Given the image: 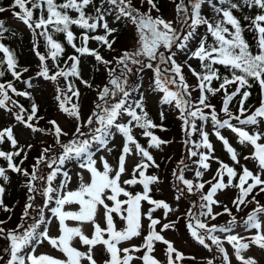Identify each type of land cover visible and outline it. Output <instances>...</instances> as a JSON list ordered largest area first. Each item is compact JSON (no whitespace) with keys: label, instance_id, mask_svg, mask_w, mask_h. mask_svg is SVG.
I'll list each match as a JSON object with an SVG mask.
<instances>
[{"label":"snow or ice","instance_id":"1","mask_svg":"<svg viewBox=\"0 0 264 264\" xmlns=\"http://www.w3.org/2000/svg\"><path fill=\"white\" fill-rule=\"evenodd\" d=\"M105 2L118 11L117 19L123 17L130 20L137 31L136 48L124 50L122 55L114 57L115 66L113 61L105 60L96 50L86 46L89 39L87 31L81 36L82 46L78 47L74 43L75 37L70 30L71 25L95 30L98 21L104 20L103 11L100 8H96V18L86 14L85 9L93 3V0H64L60 4H57L56 0H12L8 9L0 7V13L11 10L13 15L33 32L34 36L44 37L48 53L44 55L36 51L41 62L40 71L36 75L51 81H57L59 77H63L67 81L66 90L57 87L56 100L59 102L60 111L77 121L75 130L71 134L64 131L55 120L48 121L49 129L38 127L37 122L44 119L38 115V105L33 103L31 111L28 112L23 105L12 100L9 95L11 92L17 96L27 97L30 93L18 91L10 81L0 82V108L11 112L17 122L33 132L50 133L54 137V143L42 149L29 171L23 167L27 160V153L18 144L12 128L0 131V143H3L6 137L14 149L10 152L0 150V158L7 161V168L0 166V180L5 183L8 181V170L27 178L26 187L29 196L21 220H32L27 228L23 224H18L17 228L12 230L0 227V234L9 241L8 247L4 249V253L9 257L7 264H85V262L98 264L94 258V249L97 246H103L108 254L104 264H132L134 259L141 260L142 264H160L153 255L156 242L166 245L167 264H178L185 259L173 243L162 235L166 230L175 229L176 223H163L161 219L153 215L161 209L166 218L172 208L168 202L152 197L151 186L159 183V178L156 175L146 174L152 167L159 168L149 149H159L167 141L160 139L151 131L157 127L164 129L162 125H156L149 118L145 109L144 95L140 94L138 98L134 96L140 86L131 78L145 70H151L153 73V91L163 93L160 102L169 105L174 103L179 110V118L183 122L187 152L185 158L180 161L178 169L173 170V176L180 181V184L176 185L178 194L175 200L177 202L187 198L189 194L200 193L198 201H192V206L186 212V229L190 236L209 252H213L215 247V252L220 254L222 264H230L229 255L223 246L225 240L232 245L236 258L241 264H257L254 258L245 257L242 252L249 249L251 245L264 249V224L259 219L260 214H264V205L256 201L257 207L243 220L246 229L256 230L253 235L246 238L232 234L233 225L237 223V219L227 206L223 207V213L214 212V207L221 203L214 197L219 191L229 187L238 189L239 195L233 200V204L239 211L241 205L246 203V198L256 189L264 193V142H261L264 141V131L250 132L245 127H241L251 125L258 129L264 121V99L254 111L248 114L249 110L245 107V101L251 93L247 90L242 91L251 87L250 81H255L259 84L261 95L264 96V0H251L248 5V7L261 9V14L243 18L245 21H251V27L257 33L258 50L255 53L251 51L249 43L244 38L241 20L234 15L238 2L217 7L218 18L214 22L201 13L202 5L211 3L212 0H180L176 4V21L166 20L162 16L153 17L151 12L159 11L154 0H145L149 6L145 13H141L131 0H105ZM29 4L31 7H28ZM45 6L46 18L42 11ZM17 8L20 11H16ZM38 9L41 10V15L36 19L34 11ZM69 10L78 13V16L71 17ZM201 26L206 28L213 42L208 43L207 38H202L193 51L191 41L196 37ZM103 27L108 35L115 31L109 28L107 22L103 24ZM49 28L52 32L64 33L68 44L79 54V56L68 57L71 61L68 69L59 68L58 58L64 53V48L53 38ZM37 30L40 31L37 32ZM4 31H6L4 22L0 20V33ZM93 38L102 41L109 49L115 43V41L109 42L106 36ZM36 48L37 45L34 43V50ZM0 52H3L5 57L3 61H0V65L6 64V71L19 80L28 69H18L13 53L3 43H0ZM188 52H191L188 60L194 57L200 61L202 72L193 68L188 60H184L183 63L178 61V54ZM85 54L94 56L97 62L106 66L108 72V81L98 89L97 102L94 103L93 110L87 119L82 117L78 103L71 104V107L67 106L73 97L78 99L80 95L69 77L79 79L87 87L92 86L83 79L79 71L80 56ZM48 59H51L57 68L51 74L47 65ZM217 65L229 70L231 75L221 76ZM185 67L197 80L195 89L186 80L183 71ZM4 76L5 69L0 67V77ZM214 81L219 82L218 87L213 86ZM25 83L31 87V78ZM230 85H236L235 91H228ZM193 90L199 92L196 99L192 97ZM221 92L224 93V97L220 111L225 114L226 119L219 118L216 106L211 103V97ZM68 93H71V96ZM237 95L242 97L239 102V114L233 113L229 108L230 102ZM15 108L19 111L14 112ZM125 117H127L126 122ZM161 119H163V113H161ZM197 121L202 123L198 126ZM208 121H211L213 134L222 142L234 165H240L239 154L229 140L222 135L221 130L230 129L237 135L239 144H250L253 147L251 155L243 158L246 161H255L259 168L258 173H254L246 166H242L241 171L237 172L236 167L214 156V145L210 142L209 133L203 128ZM233 121H237L239 126ZM137 128L143 129L142 135L149 138L148 148L142 146L136 139L133 130ZM117 133L123 137L124 141L118 164L113 168L104 156H100L99 161L103 166L100 170L95 158L96 153L103 150L112 152L113 149L109 145ZM195 133H199L201 138L199 142L191 139ZM27 147L31 149L32 145L29 144ZM133 149L141 159L132 169V177L124 180L123 184L142 185L143 191L135 193L128 191L120 183L122 174L127 170L126 157L133 153ZM200 149L206 151H200ZM21 155L24 158L17 164L15 159ZM189 157H198L192 160L195 166L193 179L185 177V171L188 170L185 160ZM212 160L219 165L216 175L211 180L204 181L202 178L205 171L210 168ZM73 162L81 170L90 174V181L84 182L81 173H77L80 180L78 188L65 191L72 179L66 168ZM237 176L239 182L234 183V178ZM58 177L63 179L54 186L53 182ZM41 184L44 185L42 189L39 186ZM206 185L208 188L205 192L203 190ZM5 190L4 185L0 184V209L10 211L2 198ZM37 195L43 198L42 206L35 203ZM121 195L126 199H120ZM252 199L255 201V196ZM145 201L150 205L146 213L142 209V202ZM73 204L79 206L77 211L65 210L66 205ZM101 210L106 227H102L97 222ZM48 213L51 215L49 216ZM114 214L125 222V228L117 229ZM222 214H227L232 219L221 225L210 223ZM145 216L149 223L147 235L143 237V244L133 248H118L117 245L121 241H128L143 234L142 221ZM53 218L59 225V235L56 237L49 235L47 227ZM67 221H75L80 225L90 223L93 225V231L90 235H86L81 227H70ZM3 223L0 221V225ZM217 233H223L224 239L222 240ZM76 239L87 247L86 252L73 246V241ZM43 241H48L54 249L63 253L65 258L61 259L48 254L36 255V246ZM29 248L31 251H26ZM141 251H143L142 256L132 254ZM2 259L3 257H0V260ZM190 259L195 258L190 257ZM207 264H215V254L213 258L207 260Z\"/></svg>","mask_w":264,"mask_h":264},{"label":"rangeland","instance_id":"2","mask_svg":"<svg viewBox=\"0 0 264 264\" xmlns=\"http://www.w3.org/2000/svg\"><path fill=\"white\" fill-rule=\"evenodd\" d=\"M180 0H174V3L171 2L169 3L168 9L161 14H158L155 10L151 12V15L153 17L156 16H162L166 20L170 21H176L177 19V13H176V4H178ZM131 3L139 9L141 13H145L148 11V5L141 1V0H131ZM209 6V3H205L202 5V9H205L206 7ZM20 11V10H19ZM2 20H7L11 19L15 21L17 24H21L20 20H18L13 13H10L1 17ZM17 19V20H16ZM129 25L130 28H128L129 31H126L124 34L118 37L115 43H113L112 48L109 49L107 56L104 58L105 60L113 61V66H115V61L114 57H119L122 55L124 50H133L137 46V31L135 26L131 23L130 20L124 18ZM23 23V22H22ZM22 25V24H21ZM25 25V24H24ZM25 29L28 32H33L25 25ZM34 35V34H33ZM34 38V37H33ZM192 42V41H191ZM38 49L36 48L35 52ZM178 61L183 63L184 60H186L185 54L181 53L178 54L177 57ZM40 60L38 61V69L36 73L34 72L30 73V77L35 78L34 75L37 74L38 71H40ZM47 65L50 69V74L51 72H55V68L53 67L52 64L47 62ZM104 66L105 73L103 71V77H102V82L93 89L91 92V102L85 104V105H79L80 108V113L84 119H87V117L91 114L94 103L97 102V96H98V89L102 88L104 84L107 83L108 81V72L106 70V66L102 64V67ZM103 70V69H102ZM186 80L190 86H192L193 89L196 87V80L194 76L191 75V73L188 71V69L185 67L183 69ZM43 78V77H42ZM136 84L141 86V89L138 88L137 91L134 93V96L138 98L140 94L145 95V100L146 102L157 108L158 113L160 111L164 113H169L172 116H175L176 121H177V131H175L176 134H174V131H171L170 133H167L166 127L162 126L164 130H161L160 127L151 129V131L160 139L167 141L166 144H163L159 149L157 148H150L149 151L153 155V157H158L160 159L159 163V168H155V171H148V175H156L159 178V183L152 185V190H154V199H160L164 200L169 203L170 207L172 208V211L168 214V216L165 218L163 210L158 209L153 215L156 218H159L162 220L163 223H169V222H175L176 223V228L175 229H169L166 230L162 233L164 237L169 240L170 242L173 243L174 247L182 252L184 255L185 259L183 261L178 262V264H207V260L213 258V255L215 254V264H222V261L220 259V254L215 252V247H213V252H209L207 249H205L203 246H201L198 242H196L191 236L189 231L186 229V212L187 209L192 206V201H198L200 193H197L195 195L189 194L187 198L185 199H180L178 202L175 200V196L178 194L176 192V185L180 184V181L176 179L175 176H173V170L178 169L180 161L185 158L186 152H187V146L184 143V139L179 138V131L183 130V122L179 118V110L176 109L174 103L172 105L169 104H162L160 102L161 97L163 93L158 92V91H153V73L151 70H145L142 73L136 74V76L132 77ZM42 81V85L45 84V90L49 92L50 95V105L49 112L46 114L40 116L43 117V120H39L37 122V126L40 128L44 129H49L50 125L48 124L49 120H55L59 126L69 134H71L75 130V126L77 121L73 117H70L66 113H63L60 111L58 104L59 102L56 100V95H57V87L59 86L62 89H65V81L63 77H59L57 81H51V80H46V79H40ZM39 81V80H38ZM71 96L70 94H68ZM199 95V92L196 90H193L192 92V97L193 99H196ZM12 98V96H11ZM12 100H14L12 98ZM71 104H73V99L69 102L67 105L68 107H71ZM221 106V105H220ZM220 106H216V110L219 114L220 119H226L225 114L220 111ZM9 107H11V104H9ZM161 108V109H160ZM164 110V111H163ZM14 112H18L19 109L15 108L13 109ZM231 111V110H230ZM251 113V112H250ZM6 120H14L17 123L18 126V136L20 137V140H23L25 142H30L32 145V148L28 150L27 154V160H25L23 167L29 169L31 171L32 165L35 162L36 157H38L42 151V149L46 146L52 145L54 143V137L50 133H40V132H33L31 129L26 128L23 124L17 122L15 120L14 115L11 112H8L4 108H0V127L2 125V122H5ZM125 122L127 120V117L124 118ZM201 121H198V126L201 124ZM234 124L238 125L237 121H233ZM157 125V124H156ZM159 126V125H158ZM239 126V125H238ZM254 127V128H252ZM8 127L2 128V130L6 129ZM204 131H207L209 133V139L210 142L214 145V156L217 158H224L226 161H231L230 154L227 153L225 148L223 147V144L221 141H219L215 135L213 134V128L211 121H208L203 125ZM250 128V129H248ZM248 131H255V130H261L264 131V121L261 122L259 125V128L257 129L256 126H247L245 128ZM143 129L140 131L138 130L136 133L134 132V135L136 136V139L138 142L144 146L145 148H148V139L147 137H144L142 135ZM222 135H224L228 140L229 143L234 147L237 152H238V158L240 159V163L245 164L246 167H248L251 171L254 173L259 172L258 165L255 163L253 160H244V156L246 155H251L253 152V147L250 144H244L241 145L238 143V137L235 133H233L230 129H223L221 130ZM181 136V135H180ZM192 140L199 142L200 141V136L198 133L193 134L191 137ZM123 137L117 133L115 135V138L113 141H111L109 147L113 149L112 152H107L106 150L100 151L96 153V159L98 161V168L102 170V164L99 161L100 156H104L110 166L115 168L118 164L119 156L122 151L123 147ZM264 142V141H261ZM200 151H206L205 149H200ZM140 156L135 154V150L133 149V153L129 154L126 157V172L122 174L121 176V186L126 188V185L123 184L124 180L130 179L132 177V169H133V164L138 163L140 160ZM193 159H198L197 158H191L189 157L187 160H185V163L188 164V170L185 171V177L188 179H193L194 178V171H195V166L192 164ZM4 163V162H2ZM0 163V165L2 164ZM215 161L212 160L210 161L211 167L205 171V174L203 176V180L207 181L208 179L212 178V164H214ZM234 163V162H233ZM7 167V164H6ZM66 170L69 172L70 176L72 177L68 188L65 189V191L68 190H75L78 188L80 180L79 177L77 176V173H81L83 176L84 182H89L90 181V174L87 171L81 170L78 165L73 162L67 165ZM48 170L45 168V172ZM20 178L21 185H23V195L22 199L15 207V210H13V216H10V220L5 222L7 219L3 220V217L0 215V221H3L4 223L0 225V227L5 228L6 230H12L16 229L18 224H23L25 228L32 222L31 219H28L27 221H22L21 216L24 212L25 205L28 203V190L26 187L27 183V178H25L21 174H16ZM63 179V177H58L56 181H54V186L58 185L59 180ZM227 181V177H225V182ZM195 182V180H194ZM41 189L44 187L43 184L39 185ZM208 188V186H207ZM207 188H205L203 191H207ZM143 191V186L139 185L135 188L132 193L135 192H142ZM152 193V192H151ZM239 195L238 189L229 187L223 191H219L214 199H218L221 203L219 205H216L214 207V212L215 213H223V207L227 206L231 212L232 215L236 217L237 223L233 225V232L232 234H238L243 237H250L255 233V229H246L245 225L243 223V220L247 217V215L257 207L256 201L259 202L260 205H264V195H260L258 197H255V201L253 199H250L247 202V205H249L248 210H243L245 205H241V209L238 211L236 206L233 204V200ZM126 199V197L124 198ZM43 198L39 195L36 197L35 203L38 206H42ZM111 203V202H109ZM243 206V207H242ZM150 205L145 201L142 202V209L146 213ZM79 208L78 205H66L65 210L67 211H77ZM247 208V207H246ZM197 211H199L197 209ZM11 215V212H10ZM35 215V213H33ZM50 216L51 214L48 213ZM232 217L227 215V214H222L217 216L215 220L210 221V223L216 224V225H221V224H226L229 220H231ZM259 219L262 224H264V214H260ZM97 222L101 224L102 227H106V223L103 219V213L102 210L98 215ZM143 234L139 237H133L132 239L128 241H121L117 247L120 249L123 248H133V247H139L140 245L143 244V237L147 235V225L149 221L147 220V217L145 216L143 218ZM70 227L73 226H79L82 228V231L86 235H90L93 231V225L90 223H84L82 225L78 224V222L75 221H67L66 222ZM114 223L117 227L118 230H121L126 227L125 222L120 219L119 216L114 214ZM49 229V235L52 237H56L59 235V225L58 221L55 220L54 218L50 220L49 224L47 225ZM42 230V229H41ZM159 230V229H158ZM221 237V239H224V234L223 233H217ZM247 242V241H245ZM210 243V241H209ZM9 241L4 238L2 234H0V257H3L2 260H0V264H7V259L9 258L5 253L4 249L8 247ZM73 246L77 247L78 250L80 251H87V247L80 244L79 240L76 239L73 241ZM224 248L226 249L229 259H230V264H241V262L236 258L235 251L232 247V245L228 244L227 241H224L223 244ZM166 250V245H164L162 242H156L154 245V251L153 255L154 257L160 261V264H167V258L165 255ZM26 251H31V249H26ZM36 255L40 254H48L52 255L54 257H58L61 259H64L63 253H61L59 250L54 249L48 241H43L41 244L36 246ZM133 256H142L143 251L139 253H132ZM242 255L245 257H252L256 260L257 264H264V249L259 248L256 245H251L249 249L245 250L242 252ZM190 257H194L195 259H190ZM94 258L97 260L98 264H104V261L108 259V254L104 251L103 246H97L94 249ZM86 264V262H85ZM132 264H142V261L139 259H134Z\"/></svg>","mask_w":264,"mask_h":264},{"label":"trees","instance_id":"3","mask_svg":"<svg viewBox=\"0 0 264 264\" xmlns=\"http://www.w3.org/2000/svg\"><path fill=\"white\" fill-rule=\"evenodd\" d=\"M63 2L64 0H56L57 4H60ZM154 2L156 3L157 8L159 9L158 12L162 13L168 9L169 3L171 2L174 3V0H154ZM232 2H238V8L234 10V15H236L241 20L242 26L244 27V33H243L244 38L249 43L251 51L255 53L258 50L257 49V33L252 29L251 21L250 20L245 21L243 19L245 16L254 17L257 14H261V9H259L258 7H248L251 0H220L215 6L210 7L209 11H206L204 16L214 22L218 18L216 8L221 7V6H227ZM11 4H12V0H0V7H4L8 9ZM108 6L109 5L105 2V0H93V3L85 9L86 14L89 16H92L93 18L97 17L96 8H100L103 11L104 20L98 21V26L95 30H86L77 25L70 26V30L73 32L74 37H75L74 43L78 47L82 46L83 42L81 40V36L83 33L87 31V35L89 36V39L87 40L86 46L90 49L96 50L103 58L107 56L109 48L102 41L96 40L93 37L106 36L109 42L111 41L116 42L118 37L127 31V28L124 27L122 23L118 22V19L114 16L115 14L113 10H111V8H108ZM28 7H31V4H29ZM16 11H19V9L17 8ZM42 11H43V15L46 18L47 17L46 6L43 8ZM9 12L12 13L11 10L0 13V19L1 17L9 14ZM40 15H41L40 9L34 11V18L38 19ZM69 15L73 18H76L78 16V13L72 10H69ZM105 22H107L109 28L115 29V31L111 35H108L105 28L103 27V24ZM4 28L6 29V31H4L3 33H0V43H3L6 47H8L11 50V52L13 53L17 61L18 69L27 68L28 71L24 72L19 80H16L15 78L12 77L10 72L6 71V64L0 65V67H3L5 69V76L0 77V82L10 81L13 83L14 87L18 91L20 92L26 91L30 93V96H27V97L17 96L11 92H9V95L12 94V96H14V98H16L20 102V104L23 105V107L28 110V112L31 111V105L33 103H36L39 108L38 115L42 116L46 114L47 112H49V110L51 109L49 108L50 101H51L50 99L51 94L45 90V87H44L45 84L42 85V82L36 83L37 80H34L33 78H31L30 73L34 72L35 74L39 66L38 64L39 57L37 56L34 50V43L37 45V49L41 54L47 55L48 53V49L46 47L44 37L41 35L34 36L32 33L28 34L21 28H18L11 24H7L6 22H4ZM39 31L40 30H37V32ZM49 32L53 35V38L55 40H57L58 42L62 44L64 48V53L58 58L59 68L61 69L70 68L71 61L68 60V57L72 55L79 56V54L76 53L75 50L72 48V46L68 44L64 33L52 32L51 28H49ZM202 38H207L208 43L213 42V38L207 32L204 26H201L198 29L195 43L193 40L191 48L193 47V44H196L192 48L193 51L198 46L199 40ZM4 59H5L4 53L0 52V61H3ZM66 61L67 63H65ZM47 62L52 64L55 70H57L55 63L51 59H48ZM191 65L198 72L203 71V69L200 68V61L198 59L194 58L191 62ZM216 67L219 68L221 76L231 75L229 70L225 69L223 66L217 65ZM79 71L83 79L88 81V83L91 84L92 86L87 87L83 83H81L79 79H76L75 77H69V80H71L75 84V87L79 90V93H80L78 99L76 97H73L72 99H73V103H78L79 105H85L91 102V98H92L91 92L93 91L94 88H96L102 82L103 71L105 73V69H104V66L102 67L101 63L95 60L94 56L85 54L83 56H80ZM30 78H31L32 86L28 87L25 81H28ZM250 83H251L250 88L242 89V91L247 90L251 93V95L245 101V107L249 110L248 114L254 111L255 108L260 105L261 100L264 99V96L261 95L259 84L256 83L255 81H250ZM66 85H67V81H65V88H66ZM213 86L218 87L219 82L214 81ZM235 87L236 85H230L228 87V91L229 92L235 91ZM68 94L71 95V93H68ZM223 97H224L223 92L218 93L216 96L211 97V103L218 107L221 105L220 106L221 108ZM241 98H242L241 95H237L230 102L229 108L235 114H239L238 109H239V102ZM144 103H145V109L148 113L149 118L155 124L166 127L167 133H170L169 130L172 129L171 131H174V134H176L175 131H177V127H176L177 121H176L175 116H172L169 113H164L162 111L158 113L156 112L157 111L156 107L149 105L146 102V100H144ZM161 113H163V119H161ZM196 123L198 125V122ZM138 130L140 131L141 129L137 128V129H134L133 131L136 133ZM179 138H182V140L185 139V132L183 130L179 131ZM18 144L21 147H23L24 151L28 154L29 148L27 147V145L23 143H19V142ZM0 150H3L5 152H10L14 150L13 146L6 139V137L4 139V142L0 143ZM23 158H24L23 155H21L20 157H17L15 159V162L18 164L19 161ZM154 159L156 160L158 164L160 163V159H158V157H155ZM0 163H2L0 166L7 168L6 167L7 161H5L3 158H0ZM225 163H228L230 166L236 167L237 172H240L241 167L244 166L242 163H240V165H234V163L231 161H228ZM212 167L213 168L215 167V170L213 171L214 172L213 176H215L216 170L219 167V165L215 161V163L212 164ZM148 171L154 172L155 168L152 167L148 169ZM14 173L15 172H10V170H8L7 171V175L9 177L8 181L5 183L4 181L0 180V184H3L6 189L2 197L4 204L7 205L8 208L10 209V211H4L0 209V215L3 217V220L7 219L5 222L10 220V216H13V210H15V207L19 205L22 199V195H23V185H21L20 178ZM225 177L227 176L225 175ZM208 180H211V178ZM238 182L239 181H238V176H237L234 178V183H238ZM137 186L138 184L132 185V186L126 185V189L132 192L135 190ZM207 186L208 185H206L205 188H207ZM153 194H154V190H152L151 195L153 198H155ZM260 195H264V193H261L259 189H256L249 197L246 198V203L244 204L245 207L243 210L249 209L248 207L249 205H247V202L250 199H252L253 196L258 197ZM10 212H11V215H10Z\"/></svg>","mask_w":264,"mask_h":264}]
</instances>
